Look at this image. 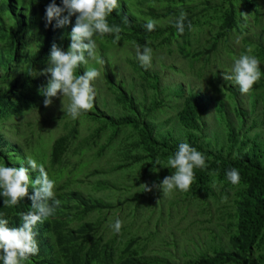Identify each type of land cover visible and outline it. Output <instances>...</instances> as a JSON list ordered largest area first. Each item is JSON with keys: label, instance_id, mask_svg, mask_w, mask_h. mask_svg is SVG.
Wrapping results in <instances>:
<instances>
[{"label": "trees", "instance_id": "1", "mask_svg": "<svg viewBox=\"0 0 264 264\" xmlns=\"http://www.w3.org/2000/svg\"><path fill=\"white\" fill-rule=\"evenodd\" d=\"M50 2L0 0V159L5 166L19 167L27 157L43 164L56 196L71 191L72 177L95 193L89 205L65 219L54 212L39 235L38 254L21 264H264V0H118L107 21L120 26L119 40L115 33L94 34V58L75 70L83 74L95 68V61L102 63L101 76L92 82V108L72 126L63 125L66 132L53 142L55 176L25 146L45 111L40 89L47 77L39 73L48 67L54 42L65 51L70 44V23L55 27L53 20L45 26ZM182 11L187 16L180 33L175 21ZM149 20L156 22L151 32L145 28ZM146 43L152 49L147 69L136 57V45ZM241 54L260 62L261 77L246 94L224 79ZM31 113L29 131L18 137L19 121ZM81 116L101 123L92 131L88 126V134L80 137ZM11 124L16 132L8 129ZM182 142L206 163L194 168L189 190L144 191L143 184H158L173 174L167 161ZM83 154L116 163L79 176L81 159L72 162V157ZM230 168L239 171L237 184L226 176ZM111 171L138 178L115 185L123 197L106 201L114 188L92 178ZM37 174L30 170V179ZM76 195L82 201L86 196ZM3 200L0 196V213L10 228L19 227L20 202L4 207ZM92 211L99 216L85 220ZM187 214L191 218L181 229ZM122 216L117 233L111 225ZM192 217L198 228H192ZM188 229L190 248L185 245ZM202 229L205 236L198 240Z\"/></svg>", "mask_w": 264, "mask_h": 264}, {"label": "clouds", "instance_id": "2", "mask_svg": "<svg viewBox=\"0 0 264 264\" xmlns=\"http://www.w3.org/2000/svg\"><path fill=\"white\" fill-rule=\"evenodd\" d=\"M117 6L118 0H61L59 5L56 0H51L46 5V27L55 20V27H63L70 23L72 29L67 34L70 37L67 51L54 42L49 53L48 67L39 73L47 77V84L40 89L44 96L45 107L50 106L53 98L59 95L70 98L66 112L73 119H76L82 111L92 108L96 95L92 82L100 76V72L96 68H89L84 70L83 74L76 75L75 70L81 65H86L88 58H94L97 46L93 39L94 34L103 36L115 33L117 41L119 40L120 26L116 24L110 26L107 21V16ZM64 13L67 15H62ZM186 16L187 14L182 11L175 21V27L180 33L184 31L183 22ZM155 27L156 22L152 20L145 24L149 32L154 31ZM248 52L250 53L251 49ZM136 57L147 69L151 66L152 49L147 43L143 46L136 45ZM259 67L260 62L255 56L241 54L234 60L231 73H224V79L233 80L239 85L241 93L246 94L261 77ZM167 167L175 170L173 174L165 176L158 184L154 183L151 186L143 184L144 191H151L153 187L162 189L163 195H168L174 189L188 191L194 179V168L206 167L205 157L188 143L182 142L175 153L169 156ZM30 170L38 173L34 179H30ZM103 173L95 175L96 177L92 179L97 180L102 186L111 187V181L101 177ZM226 176L233 184H237L240 180L236 168L228 169ZM54 188L55 182L49 178L44 165L38 164L31 157H27L26 162H21L19 167L0 164V196L4 198L3 206L11 207L20 202V209L18 211L17 208L16 211L18 218L20 217L18 224H21L19 227L10 228L9 220L5 218L6 214L0 213V260L3 264H21L30 256L38 254L39 235L45 231V221L54 212L61 219H65L70 211L89 205L95 193L91 195L84 186L80 189L70 188L68 194L60 192V195L58 193L56 196ZM78 191L86 195L83 201L76 195ZM58 196L59 199L56 198ZM98 197L101 196L98 194ZM91 213L94 217L88 219L90 221H94L100 214L99 211ZM111 227L119 233L122 227L121 220L116 219Z\"/></svg>", "mask_w": 264, "mask_h": 264}, {"label": "rangeland", "instance_id": "3", "mask_svg": "<svg viewBox=\"0 0 264 264\" xmlns=\"http://www.w3.org/2000/svg\"><path fill=\"white\" fill-rule=\"evenodd\" d=\"M96 58H99V57H96ZM101 65H102L101 61H98V60L95 61L96 69L98 70L101 69L102 67ZM43 100H41L42 106H44ZM69 104H70V98L67 96L62 97L58 95L57 97L53 98V103L50 106L45 107V111L43 112V119H41V117L36 118V122L34 123L35 124L34 137L30 139V142L28 143V145H25L26 150L31 151L32 152L31 154L37 160L42 161L46 165V167L50 169L49 171L52 176H55V172H56V168L51 166V153H52L53 142L60 134H62L63 132H66L63 125H68L70 127L72 126L73 121L75 120L70 115H68L66 112V109ZM63 106H64L65 111L63 109ZM33 117H34L33 113H31L30 115L26 114L25 117L22 119V121H19L20 125L18 126H20V129L17 131V134H16L18 135V137L25 134L24 130H26L27 132L29 131V128H27L26 121L33 120ZM17 120L18 119L16 118H11V121L14 123H16ZM79 122H80V127H81L80 137H83L88 134L87 130H85L88 126L90 127V131H92L93 127L101 123V120H90V119H85L84 116H81ZM15 125L16 124H11L10 126H8V129L11 131V133L16 132L15 127L17 126ZM5 129H7V127H5ZM106 135L107 134L104 133V138L106 137ZM78 158L81 159L80 164L78 165V169H77V174L79 176H82L89 169H92V167H101L102 169L107 170V169H111L113 165L116 163L115 161H110V160L108 161V160H103V159H98V158L92 159L90 161V157L86 154H83L80 156L78 155V157L73 156L72 162ZM0 164H3L1 159H0ZM126 175L127 174H121V173H117L114 171H111L109 173H103L101 175L103 179L111 181L110 185L112 188H114V190L112 191L110 190L111 196L110 197L108 196V198L105 199L106 201H111V200L115 201L116 199L123 197L122 190L116 189L115 185L117 187H119L120 185H123L130 178V177L128 178ZM74 176L76 175L74 174ZM72 178L67 183V186L69 188L80 189L86 185L85 183H82L80 181L72 180ZM137 178L138 177L134 175V176H131L130 179L131 181H133V179L136 180ZM63 179L67 180L66 177H63ZM141 187L142 185L139 186L137 190L139 191ZM113 204L115 205V203ZM142 208H145V207H142ZM125 216H122L121 221L125 219ZM93 217H94V214L89 212L88 214H86V216H84V219L85 218L90 219ZM190 218L191 216L188 214L185 216V220L182 221L180 224L181 229H184L185 227L184 225L189 223ZM192 218L196 223L195 225L192 226V228L194 229L198 228L197 226L198 222L195 220L194 217ZM199 233H201V231ZM191 235H192V231L188 229L186 232V240H185V245L187 248H190L191 246V242L189 241V237H191ZM203 235H204V232L202 229L201 236H196V238L199 240ZM162 237H165V236L162 235L159 238L163 240Z\"/></svg>", "mask_w": 264, "mask_h": 264}]
</instances>
